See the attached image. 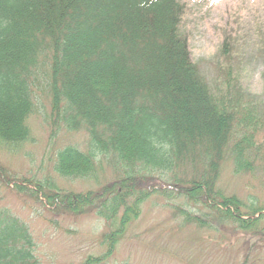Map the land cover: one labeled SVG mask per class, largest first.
<instances>
[{"label": "trees", "instance_id": "16d2710c", "mask_svg": "<svg viewBox=\"0 0 264 264\" xmlns=\"http://www.w3.org/2000/svg\"><path fill=\"white\" fill-rule=\"evenodd\" d=\"M185 10L180 0H0V144L16 152L31 141L43 95L52 134L87 140L58 149L61 177L98 183L96 157L113 162L111 179L86 194L23 178L35 197L104 222L105 252L78 264H105L153 194L178 203L183 230L228 225L264 246V201L221 183L225 169L234 179L264 169V96L242 92L230 63L209 82L191 57ZM257 42L264 65V17ZM230 46L220 48L227 59ZM35 246L27 223L0 207V264H38Z\"/></svg>", "mask_w": 264, "mask_h": 264}, {"label": "rangeland", "instance_id": "374dc122", "mask_svg": "<svg viewBox=\"0 0 264 264\" xmlns=\"http://www.w3.org/2000/svg\"><path fill=\"white\" fill-rule=\"evenodd\" d=\"M180 1L186 5L182 30L189 37L191 57L209 82L230 63L242 92L253 98L264 96V65L257 53L264 0ZM228 39L232 50L227 59L220 48ZM40 100L29 118L31 141L16 152L0 144V207L27 223L38 264H78L89 255L105 252L106 246L100 244L104 222L92 211L79 214L72 212L75 207L50 204L40 190L35 197V187L23 178L48 180L62 190L86 194L111 179L113 167L109 165L113 162L110 156L96 157L98 183L61 177L54 169L58 149L73 144L85 150L87 140L77 132L59 130L53 135L47 98L42 95ZM221 174L224 189L236 188L244 198L264 201V169L258 166L243 179L232 178L227 169ZM177 204L154 194L145 200L113 254L104 259L105 264H264V246L231 235L228 225H219V232L202 229L192 233L179 228L172 216Z\"/></svg>", "mask_w": 264, "mask_h": 264}]
</instances>
